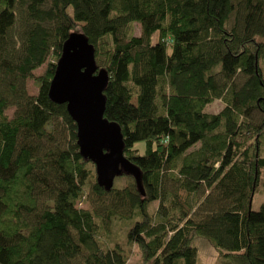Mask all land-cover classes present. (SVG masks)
Wrapping results in <instances>:
<instances>
[{"label":"trees","instance_id":"1","mask_svg":"<svg viewBox=\"0 0 264 264\" xmlns=\"http://www.w3.org/2000/svg\"><path fill=\"white\" fill-rule=\"evenodd\" d=\"M71 33L108 74L104 118L144 196L126 174L109 192L96 184L65 104L48 98ZM214 101L222 109L206 113ZM256 194L264 0H0V264H126L132 246L142 264H201L196 237L213 264H264ZM131 219L126 247L108 246L112 224Z\"/></svg>","mask_w":264,"mask_h":264},{"label":"water","instance_id":"2","mask_svg":"<svg viewBox=\"0 0 264 264\" xmlns=\"http://www.w3.org/2000/svg\"><path fill=\"white\" fill-rule=\"evenodd\" d=\"M108 74L98 69L94 48L81 33H71L63 43L50 81L48 98L65 104L76 126L79 154L94 166L95 181L109 192L116 177L132 176L144 196L139 169L123 156L120 127L104 118V91Z\"/></svg>","mask_w":264,"mask_h":264},{"label":"rangeland","instance_id":"3","mask_svg":"<svg viewBox=\"0 0 264 264\" xmlns=\"http://www.w3.org/2000/svg\"><path fill=\"white\" fill-rule=\"evenodd\" d=\"M135 34L136 35L140 34L138 26H136L135 28ZM45 67L46 65L44 64L40 68L36 69L33 72V76L34 77L40 76L44 72ZM26 90L30 96H33L37 93V86L34 84L32 79H29L26 81ZM222 107H223V104L220 101H214L213 103L207 105L204 108V111L206 113L215 114V113H218L222 109ZM12 113H13L12 109L7 110L6 111L7 117L8 118L11 117ZM137 147L142 149L143 145L139 144ZM93 170H94V167H93ZM117 178H121V176L116 177L114 179L113 185L117 187L119 186L123 187L126 183V180L117 179ZM263 202H264V194H256L252 200V210L257 211ZM155 206H156V203H153L150 207V210H153ZM77 207L81 209H85V208H88V205L86 203L78 204ZM133 220L134 219H131L129 221L122 220V221H118L117 223L114 222L115 224L114 223L112 224L113 225L112 226L113 235L109 236L110 239L108 241V246H112L113 243H118L122 247L125 246L124 240L126 237V230L128 229V227L130 226V223ZM194 245L197 247L198 255L201 260V264H213L214 259H216V256H217V253L214 250V248L205 239L198 238V237L194 239ZM127 250L129 251V254H128L129 258L126 264H142L141 259H140V253L136 246H132L130 247V249L128 248Z\"/></svg>","mask_w":264,"mask_h":264}]
</instances>
